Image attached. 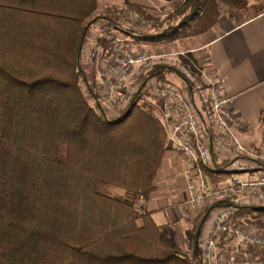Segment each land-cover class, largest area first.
I'll use <instances>...</instances> for the list:
<instances>
[{
	"label": "trees",
	"instance_id": "trees-1",
	"mask_svg": "<svg viewBox=\"0 0 264 264\" xmlns=\"http://www.w3.org/2000/svg\"><path fill=\"white\" fill-rule=\"evenodd\" d=\"M201 3L184 0L182 8L197 16ZM98 6L99 0H0V264L198 263L197 245L193 259L182 255L146 210L170 144L158 108L138 102L147 80L168 82L164 67L152 68L132 105L110 119L82 62ZM127 8L151 24L144 7ZM206 14L194 35L216 24ZM122 17L105 19L119 26ZM181 62L190 69L196 63L190 52ZM260 121L264 127V112ZM206 172L215 183L229 176ZM109 186L125 195L106 194ZM229 202L214 204L206 216ZM204 222L188 233L195 242Z\"/></svg>",
	"mask_w": 264,
	"mask_h": 264
},
{
	"label": "built area",
	"instance_id": "built-area-1",
	"mask_svg": "<svg viewBox=\"0 0 264 264\" xmlns=\"http://www.w3.org/2000/svg\"><path fill=\"white\" fill-rule=\"evenodd\" d=\"M126 18L119 20L122 27L130 25L140 32L151 29L138 12H130ZM107 22L101 28L103 34ZM109 39V49L98 48L89 56L93 60L102 54L97 85L106 91L107 105L103 106L123 109L131 106L141 89L140 85L126 88L130 75L153 56L144 46H135L123 36L110 34ZM207 79L206 86L197 85L193 92L156 78L144 84L148 99L156 101L155 115L166 129L171 150L185 157L188 206L202 210L230 200L227 206L215 208L206 216L196 264H264V228L237 219L241 207H264V155L240 139L244 120L226 95L222 81L216 76ZM216 162L225 164V168H218ZM206 169L225 172L230 179L215 183ZM243 174L248 176L246 180L236 177Z\"/></svg>",
	"mask_w": 264,
	"mask_h": 264
},
{
	"label": "crops",
	"instance_id": "crops-1",
	"mask_svg": "<svg viewBox=\"0 0 264 264\" xmlns=\"http://www.w3.org/2000/svg\"><path fill=\"white\" fill-rule=\"evenodd\" d=\"M128 4L150 10L162 5V0H99L98 10L94 16L105 18L114 10L123 11ZM101 20L102 25L96 23L89 31L83 58L98 48L103 50L105 46H109L110 34L123 36L135 46L144 45L145 40L141 39L139 34H133L132 30H124L116 25L108 27L105 34L100 33L103 23L106 22L104 19ZM194 36L196 37L192 38L198 42L194 47L193 45L197 43L189 42L190 39L173 40L170 42L171 45L168 43L162 45H166L165 48L173 46L182 48L180 55L190 52L204 56L206 70L222 81L226 95L232 99L234 109L244 120V127L239 133L242 142L250 147L263 148L264 152L262 133L264 127L260 121L264 112V10L239 23L225 17L209 31ZM163 38L162 41L166 39ZM198 56L197 59L200 57ZM88 70L93 73L92 69ZM92 77L95 78V75ZM92 77L89 78L95 81ZM149 103L154 105L152 102ZM184 159L182 154L171 149L165 153L154 181L155 190L146 205V210L156 225L174 242H177L179 237L189 239L188 233H192L190 229L193 221L188 220L189 218L194 220L198 213L187 203L188 182L184 176L186 170ZM196 245L198 247V242Z\"/></svg>",
	"mask_w": 264,
	"mask_h": 264
},
{
	"label": "rangeland",
	"instance_id": "rangeland-1",
	"mask_svg": "<svg viewBox=\"0 0 264 264\" xmlns=\"http://www.w3.org/2000/svg\"><path fill=\"white\" fill-rule=\"evenodd\" d=\"M202 10L203 12L197 13L198 15L189 16L191 13V8L189 6L185 9L182 8V4L184 3V0H162V5H159L157 9H145V13L152 19L151 29H148L146 31L147 34L151 35V37H142L141 39H144L143 46L148 50V52L153 56L151 60H149L146 64L140 65L137 67L132 74L129 77L128 82L125 84L126 88H135L137 86H142V83L144 82V77L146 74L149 73V71L154 68L155 66H161L164 67V71L166 73V78L169 83H174L178 86H182L184 88H188L189 86H192L193 88L197 85L206 86L208 83L207 78H211L212 74L210 71H207L205 68L204 63V56H198L193 55L196 63L192 64V69L189 67H185L183 63L181 62V56L186 58V52L183 54H179V52H182V48H178L177 46L165 48L166 45H162L163 43H168L171 45L173 40H188L189 42L195 41L198 45L197 40L193 39L194 33L197 31L200 20H197L198 18L202 17V14L207 12L206 16L214 15V21L218 24L219 21H221L223 18H232L236 23H239L241 21H244L246 19H249L251 17H254L257 13L264 10V0H239L240 4L237 6H234L233 3H229L226 0H200ZM129 9L126 7L123 9L124 12L119 11H112L111 13H108L106 17L110 18L111 21L115 23L116 17L124 16L125 19L128 16ZM183 11V12H182ZM135 12V11H132ZM107 13V12H106ZM98 17V16H97ZM99 19V20H98ZM96 23L102 25V20L105 18L98 17ZM107 21V20H106ZM151 21V20H150ZM108 26L110 27L115 26L110 23V20L107 22ZM119 26L122 25V21H118ZM117 23V25H118ZM93 24V25H94ZM105 24V23H103ZM110 24V25H109ZM92 25V26H93ZM91 26V28H92ZM125 30L131 28L130 25L124 26ZM100 33H102L100 29ZM145 33V32H144ZM170 34L164 41H162L164 38H159L158 36L163 34ZM89 34V33H88ZM103 34V33H102ZM193 35V36H192ZM171 42V43H170ZM87 44V43H86ZM181 44V43H180ZM97 47H95L96 49ZM101 50V49H100ZM184 50V49H183ZM95 52V51H94ZM84 54V53H83ZM90 53L88 56H85L82 58L83 65L85 66V69L88 72V76L92 77V75H95V78L92 77L95 81H93V85L95 88V92L98 96L99 101L104 105L106 101L104 100V90L103 87H98V80H99V72L102 71V54L97 55L96 58L93 60L90 59ZM196 56L199 58L197 59ZM92 69L93 73H91L88 69ZM95 73V74H94ZM97 76V78H96ZM140 101L138 102L139 105L146 104L147 102L155 103V100L147 99L148 94L147 92L144 93V95ZM132 105V104H131ZM105 112L108 113V117L110 119L118 118L122 111L126 108L119 109V107H111V106H103ZM129 107V106H128ZM262 133L264 134V130H262ZM240 136V135H239ZM264 137V135H263ZM241 139V138H240ZM244 143V142H243ZM250 147V146H248ZM258 151V153L264 155L263 148L258 149L254 147H250ZM171 149V148H170ZM165 156V155H164ZM210 177V176H209ZM237 178H240L242 180L247 179V175H237ZM230 178H226L227 181H229ZM108 195H118V196H124L125 192L117 189L115 187H106L105 191ZM212 207V205L206 206L202 210H196L198 213H196L195 219L189 218L188 221H193L191 223V231L192 234L196 231H198L199 224H201L202 219L206 218V214L209 211V209ZM141 208V204H140ZM194 218V217H193ZM237 219H239L241 222L246 224H252V225H258L259 223H263L264 225V211H251V210H243L237 215ZM179 237V236H178ZM189 239L186 238L180 239L178 238V241L175 242L177 244L180 252L182 255L187 256L189 259L194 258L195 253V247L196 242L195 240L191 239L190 236H188ZM188 243L186 244V242ZM183 244V245H182Z\"/></svg>",
	"mask_w": 264,
	"mask_h": 264
},
{
	"label": "water",
	"instance_id": "water-1",
	"mask_svg": "<svg viewBox=\"0 0 264 264\" xmlns=\"http://www.w3.org/2000/svg\"><path fill=\"white\" fill-rule=\"evenodd\" d=\"M167 1H172V0H167Z\"/></svg>",
	"mask_w": 264,
	"mask_h": 264
}]
</instances>
